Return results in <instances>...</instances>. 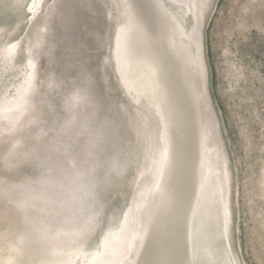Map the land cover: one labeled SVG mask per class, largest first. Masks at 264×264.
Returning <instances> with one entry per match:
<instances>
[{"label":"rangeland","instance_id":"obj_1","mask_svg":"<svg viewBox=\"0 0 264 264\" xmlns=\"http://www.w3.org/2000/svg\"><path fill=\"white\" fill-rule=\"evenodd\" d=\"M159 1L179 21L210 122L227 206L220 242L234 264H264V0H204L202 11L200 0H186L193 18L176 1ZM33 3L0 0V98L27 57L37 66L25 117L13 131L0 119V264L46 263L53 256L45 261L41 251L66 246L53 238L59 229L84 233L78 264H118L93 258H110L107 243L119 232L129 239L133 200L162 149L154 109L118 70L116 27L128 5L42 0L33 14ZM14 42L8 60L3 48Z\"/></svg>","mask_w":264,"mask_h":264},{"label":"bare ground","instance_id":"obj_2","mask_svg":"<svg viewBox=\"0 0 264 264\" xmlns=\"http://www.w3.org/2000/svg\"><path fill=\"white\" fill-rule=\"evenodd\" d=\"M173 1L192 15L191 1ZM41 2L34 0L31 13H36ZM126 2V20L116 27L121 49L118 70L131 89L151 102L146 100L161 126L162 149L153 178L133 200L129 239L124 231L119 232L107 243L110 258L98 254L93 261L120 257L118 264H234L228 248L226 252L220 242L227 239L228 220L221 193L222 174L216 171V147L209 143L210 122L198 106L193 70L180 41L179 21L159 0ZM199 3L201 11L206 8L204 0ZM17 48V42L6 44L5 57L11 60ZM34 64L35 60L27 57L26 71L0 98L2 130L13 131L28 112L37 76ZM151 145L148 142L152 155ZM83 235L78 229L57 230L53 238L65 241L66 246L41 251L45 261L53 256L42 264H78L86 249L79 243Z\"/></svg>","mask_w":264,"mask_h":264},{"label":"water","instance_id":"obj_3","mask_svg":"<svg viewBox=\"0 0 264 264\" xmlns=\"http://www.w3.org/2000/svg\"><path fill=\"white\" fill-rule=\"evenodd\" d=\"M146 100H147V98H146ZM147 102H148V104H151V102L149 101V99L147 100ZM226 238V237H225ZM226 241H227V239H226Z\"/></svg>","mask_w":264,"mask_h":264}]
</instances>
